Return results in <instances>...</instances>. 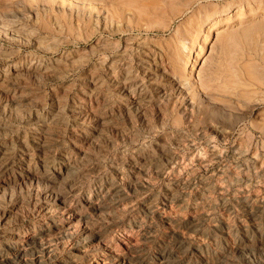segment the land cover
I'll list each match as a JSON object with an SVG mask.
<instances>
[{
    "label": "rangeland",
    "instance_id": "obj_1",
    "mask_svg": "<svg viewBox=\"0 0 264 264\" xmlns=\"http://www.w3.org/2000/svg\"><path fill=\"white\" fill-rule=\"evenodd\" d=\"M0 264H264V0H0Z\"/></svg>",
    "mask_w": 264,
    "mask_h": 264
},
{
    "label": "bare ground",
    "instance_id": "obj_2",
    "mask_svg": "<svg viewBox=\"0 0 264 264\" xmlns=\"http://www.w3.org/2000/svg\"><path fill=\"white\" fill-rule=\"evenodd\" d=\"M7 58V57H6ZM230 118V117H229ZM231 120V119H230ZM236 121V120H235Z\"/></svg>",
    "mask_w": 264,
    "mask_h": 264
}]
</instances>
